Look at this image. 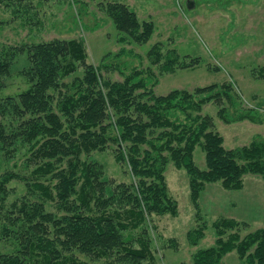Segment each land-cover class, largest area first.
<instances>
[{
  "label": "trees",
  "instance_id": "1",
  "mask_svg": "<svg viewBox=\"0 0 264 264\" xmlns=\"http://www.w3.org/2000/svg\"><path fill=\"white\" fill-rule=\"evenodd\" d=\"M0 5L21 11L30 23V7L23 0H0ZM107 12L122 33L119 42L145 43L151 37L153 22L140 20L128 4L114 1ZM120 51L104 54L95 65L86 60L81 37L0 47V89L19 53L26 54L23 73L29 81L16 97L0 98L1 156L9 159L24 146L28 151L22 170L0 173V237L19 244L15 251L0 252V264H157L150 218L178 212L164 175L169 162L186 171L197 210L207 183L240 189L245 174L264 178V138L226 147L213 116L202 112L212 102L225 123L263 122L257 107L243 104L233 81L157 94L152 65L159 74L191 69L199 56H181L174 49L163 53L156 42L147 51L148 67L124 71L125 63L107 60ZM113 68H119L122 79L102 74ZM7 116L11 124L3 122ZM109 146L128 181H116L96 159L82 157ZM196 146L204 152V167L195 163ZM13 179L23 181L26 191L6 206ZM49 201L54 210L46 208ZM242 223L215 220V244L196 249L192 264H223L222 255L232 249L246 264H264V226L241 235ZM203 230L204 223L187 231L191 245Z\"/></svg>",
  "mask_w": 264,
  "mask_h": 264
},
{
  "label": "rangeland",
  "instance_id": "2",
  "mask_svg": "<svg viewBox=\"0 0 264 264\" xmlns=\"http://www.w3.org/2000/svg\"><path fill=\"white\" fill-rule=\"evenodd\" d=\"M114 1L128 4L140 20L153 22V33L145 43L118 41L122 33L116 29L107 12L109 3ZM23 4L30 7V23L21 11L14 13L11 7L0 5V20H3L0 47L22 41L81 37L88 62L96 65L104 54L116 55L122 48L117 58L107 60L121 66L125 63V69L121 70L130 71L132 66L144 69L150 65L147 51L158 42L163 53L174 49L181 56H199L200 61L194 68H177L163 74H159L157 66L152 65L158 74L154 92L165 94L173 88L191 90L195 86L231 80L235 90L242 95L243 104L257 107L264 115V0H23ZM26 65V54H17L3 78L5 85L0 89V98L7 95L16 97L29 86L23 73ZM102 74L113 80L122 79L119 68L102 70ZM72 76L63 80L69 81ZM216 110L217 106L209 102L203 106L202 112L213 116L215 129L224 138V146L247 144L257 136L264 138V121L225 123L217 117ZM10 120L9 116L3 118L5 124H11ZM27 153L24 146L9 159L0 154V173L22 170ZM82 157L96 159L102 164L105 174L116 181L129 180L128 173L115 160L110 146ZM194 160L199 167L205 166L204 152L199 146L195 147ZM164 175L171 195L178 202V212L176 215L153 214L150 218L151 228L154 226L150 234L157 264H192V254L196 249L215 244L213 222L221 217L243 222L238 227L241 235L264 226V178L261 175L245 174L240 189H225L219 181L207 183L197 199L199 213L191 200L186 171L169 162ZM9 187L11 192L6 206L18 201L26 191L19 179H13ZM46 208L54 210L53 203L49 201ZM198 214L201 218L197 217ZM203 223V235L195 245H191L187 231ZM18 247L14 238L0 237V252L15 251ZM221 260L223 264H246L235 249L224 253Z\"/></svg>",
  "mask_w": 264,
  "mask_h": 264
},
{
  "label": "water",
  "instance_id": "3",
  "mask_svg": "<svg viewBox=\"0 0 264 264\" xmlns=\"http://www.w3.org/2000/svg\"><path fill=\"white\" fill-rule=\"evenodd\" d=\"M188 3V2H187ZM189 4V3H188Z\"/></svg>",
  "mask_w": 264,
  "mask_h": 264
}]
</instances>
